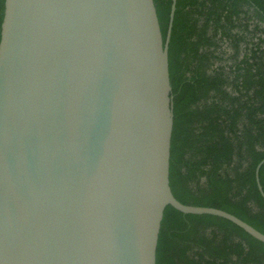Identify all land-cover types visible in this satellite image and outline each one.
<instances>
[{"label":"water","instance_id":"water-1","mask_svg":"<svg viewBox=\"0 0 264 264\" xmlns=\"http://www.w3.org/2000/svg\"><path fill=\"white\" fill-rule=\"evenodd\" d=\"M154 0H5L0 31V264H156L174 124ZM256 166L261 194L264 190Z\"/></svg>","mask_w":264,"mask_h":264},{"label":"trees","instance_id":"trees-1","mask_svg":"<svg viewBox=\"0 0 264 264\" xmlns=\"http://www.w3.org/2000/svg\"><path fill=\"white\" fill-rule=\"evenodd\" d=\"M154 1L165 40L172 0ZM263 23L264 0H176L168 52L174 195L224 209L264 233L255 173L264 159ZM259 178L264 190V163ZM156 264H264V242L227 218L168 205Z\"/></svg>","mask_w":264,"mask_h":264},{"label":"rangeland","instance_id":"rangeland-1","mask_svg":"<svg viewBox=\"0 0 264 264\" xmlns=\"http://www.w3.org/2000/svg\"><path fill=\"white\" fill-rule=\"evenodd\" d=\"M252 22V21H251ZM254 25H255V21H253L252 23H251V27H254ZM263 26H264V23H263ZM230 50V48H227V53L225 54V56H227V55H229V51Z\"/></svg>","mask_w":264,"mask_h":264}]
</instances>
